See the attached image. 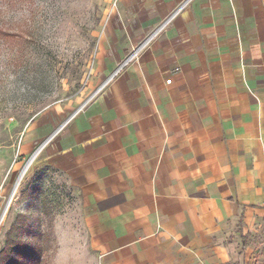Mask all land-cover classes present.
Returning <instances> with one entry per match:
<instances>
[{"label":"crops","instance_id":"1","mask_svg":"<svg viewBox=\"0 0 264 264\" xmlns=\"http://www.w3.org/2000/svg\"><path fill=\"white\" fill-rule=\"evenodd\" d=\"M107 3L87 103L28 129L57 132L38 170L77 198L96 264L262 258L264 0Z\"/></svg>","mask_w":264,"mask_h":264},{"label":"rangeland","instance_id":"2","mask_svg":"<svg viewBox=\"0 0 264 264\" xmlns=\"http://www.w3.org/2000/svg\"><path fill=\"white\" fill-rule=\"evenodd\" d=\"M113 4L0 0V217L9 207L0 225V252L21 215L24 230L17 238L41 247L39 264H96L78 227L77 198L38 170L41 153L18 181L45 141L38 142L39 135L49 131L42 120L28 130L39 115L61 121L92 94L96 46ZM260 255L251 264H264Z\"/></svg>","mask_w":264,"mask_h":264},{"label":"trees","instance_id":"3","mask_svg":"<svg viewBox=\"0 0 264 264\" xmlns=\"http://www.w3.org/2000/svg\"><path fill=\"white\" fill-rule=\"evenodd\" d=\"M22 217H18L9 232L5 248L0 252V264H39L41 261V247L27 246L17 238L24 230Z\"/></svg>","mask_w":264,"mask_h":264},{"label":"built area","instance_id":"4","mask_svg":"<svg viewBox=\"0 0 264 264\" xmlns=\"http://www.w3.org/2000/svg\"><path fill=\"white\" fill-rule=\"evenodd\" d=\"M172 18H169L168 20H166L165 22H163L156 30H154L147 38L146 40L141 43L134 51L133 53L130 55V57L128 58V60L125 62L124 66L126 64H128L131 60L135 59L138 57V55L146 48V46L159 34L161 33L163 30H165V28L168 26V24L170 23ZM120 70H118L115 75L119 72ZM168 83H171V80L168 81Z\"/></svg>","mask_w":264,"mask_h":264},{"label":"water","instance_id":"5","mask_svg":"<svg viewBox=\"0 0 264 264\" xmlns=\"http://www.w3.org/2000/svg\"><path fill=\"white\" fill-rule=\"evenodd\" d=\"M96 93H97V92H96ZM96 93H95V94H96ZM95 94H94V95H95ZM94 95H93V96H94ZM93 96H92V97H93ZM92 97H91V98H92ZM91 98H90V99H91ZM85 103H87V102H85ZM84 105H85V104H84ZM59 130H60V129H59ZM59 130H58V131H59ZM56 133H57V132H56ZM56 133H54V134H53V135H52L47 141H45V142H44V143H43V144H42V145L36 150V152L32 155V157H31L30 160H29V161H31V163L34 161V159L36 158L37 154L40 153V152L42 151V149L45 147V145L49 142L50 139L53 138V136H54ZM15 187H16V186H15ZM13 195H14V192L12 193L11 197L9 198V201H8V204H7V205L10 204V202H11V200H12V198H13Z\"/></svg>","mask_w":264,"mask_h":264},{"label":"bare ground","instance_id":"6","mask_svg":"<svg viewBox=\"0 0 264 264\" xmlns=\"http://www.w3.org/2000/svg\"><path fill=\"white\" fill-rule=\"evenodd\" d=\"M38 154H39V153H38ZM38 154H37V155H38ZM30 164H31V161H29V162L27 163V165L24 167V169H23V171H22V173H21V176H20V178H19L18 183L20 182V179H21L22 176L25 174V172L28 170ZM17 185H18V184H17ZM8 208H9V207H8ZM8 208H6V210L4 211V213L2 214V216L0 217V225H1V223H2V221H3V219H4V217H5V215H6V213H7Z\"/></svg>","mask_w":264,"mask_h":264}]
</instances>
